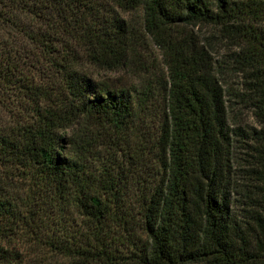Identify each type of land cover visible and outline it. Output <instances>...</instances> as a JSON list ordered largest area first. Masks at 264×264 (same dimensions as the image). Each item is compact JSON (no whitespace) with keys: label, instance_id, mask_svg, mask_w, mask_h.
I'll list each match as a JSON object with an SVG mask.
<instances>
[{"label":"trees","instance_id":"16d2710c","mask_svg":"<svg viewBox=\"0 0 264 264\" xmlns=\"http://www.w3.org/2000/svg\"><path fill=\"white\" fill-rule=\"evenodd\" d=\"M0 264H264V0H0Z\"/></svg>","mask_w":264,"mask_h":264},{"label":"rangeland","instance_id":"374dc122","mask_svg":"<svg viewBox=\"0 0 264 264\" xmlns=\"http://www.w3.org/2000/svg\"><path fill=\"white\" fill-rule=\"evenodd\" d=\"M122 15L130 23L138 27L141 22L142 10L136 9ZM193 32L198 34V39L209 53L214 69L218 73L224 89L228 92L239 89L242 76L238 73L229 76L225 74L226 69L232 65L231 62L234 54L240 52L237 42L226 37L219 29L210 26L195 27ZM162 62L161 52L158 51L150 40H146L140 53L137 56L130 57L125 67L113 70L94 68L92 73L94 78L108 79L118 87L131 88L133 84L138 82V79L145 71L149 72L147 77L155 79L153 76L154 74L159 75V68H162ZM243 117L248 124H255L249 113L246 112ZM154 122L157 123L156 119Z\"/></svg>","mask_w":264,"mask_h":264},{"label":"clouds","instance_id":"9594fccd","mask_svg":"<svg viewBox=\"0 0 264 264\" xmlns=\"http://www.w3.org/2000/svg\"><path fill=\"white\" fill-rule=\"evenodd\" d=\"M58 135L66 138V133L65 132H60V133H58Z\"/></svg>","mask_w":264,"mask_h":264}]
</instances>
